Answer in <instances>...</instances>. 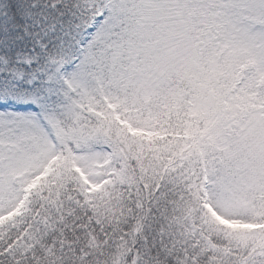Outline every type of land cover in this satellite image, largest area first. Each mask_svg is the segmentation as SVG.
Masks as SVG:
<instances>
[{"label":"snow or ice","instance_id":"obj_1","mask_svg":"<svg viewBox=\"0 0 264 264\" xmlns=\"http://www.w3.org/2000/svg\"><path fill=\"white\" fill-rule=\"evenodd\" d=\"M0 264H264V0H0Z\"/></svg>","mask_w":264,"mask_h":264}]
</instances>
